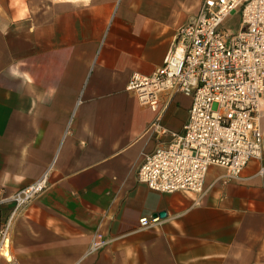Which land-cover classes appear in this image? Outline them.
Listing matches in <instances>:
<instances>
[{
  "label": "crops",
  "instance_id": "crops-1",
  "mask_svg": "<svg viewBox=\"0 0 264 264\" xmlns=\"http://www.w3.org/2000/svg\"><path fill=\"white\" fill-rule=\"evenodd\" d=\"M201 2L0 0V189L48 174L0 264H264V141L237 177L210 168L202 194L137 179L143 155L169 141L154 124L182 131L191 99L163 94L153 112L128 80L162 66ZM11 211L0 206V224ZM142 218L158 222L143 229ZM97 234L108 243L90 253Z\"/></svg>",
  "mask_w": 264,
  "mask_h": 264
},
{
  "label": "built area",
  "instance_id": "built-area-1",
  "mask_svg": "<svg viewBox=\"0 0 264 264\" xmlns=\"http://www.w3.org/2000/svg\"><path fill=\"white\" fill-rule=\"evenodd\" d=\"M239 14L236 30L224 26ZM126 90L139 105L156 112L163 94L191 99L182 131L154 124L169 137L165 147L143 155L137 179L151 191L202 194L207 172L222 168L237 177L251 159L262 156L259 118L264 101V0H202L198 14L176 31L161 67L150 76L131 75ZM48 188V174L13 193L0 189V206L12 211L0 224V257L9 250L16 214ZM157 218H142L141 228ZM108 243L100 234L89 252Z\"/></svg>",
  "mask_w": 264,
  "mask_h": 264
},
{
  "label": "rangeland",
  "instance_id": "rangeland-1",
  "mask_svg": "<svg viewBox=\"0 0 264 264\" xmlns=\"http://www.w3.org/2000/svg\"><path fill=\"white\" fill-rule=\"evenodd\" d=\"M50 1H59V0H50ZM17 215L18 214L15 215L14 220L17 217ZM5 257H6V259H7L8 262L11 261V257L9 255V251H7V250L5 251Z\"/></svg>",
  "mask_w": 264,
  "mask_h": 264
},
{
  "label": "bare ground",
  "instance_id": "bare-ground-1",
  "mask_svg": "<svg viewBox=\"0 0 264 264\" xmlns=\"http://www.w3.org/2000/svg\"><path fill=\"white\" fill-rule=\"evenodd\" d=\"M59 1H70V0H59ZM5 251H6V250H4V256H5Z\"/></svg>",
  "mask_w": 264,
  "mask_h": 264
},
{
  "label": "clouds",
  "instance_id": "clouds-1",
  "mask_svg": "<svg viewBox=\"0 0 264 264\" xmlns=\"http://www.w3.org/2000/svg\"><path fill=\"white\" fill-rule=\"evenodd\" d=\"M85 2H87V0H85Z\"/></svg>",
  "mask_w": 264,
  "mask_h": 264
},
{
  "label": "water",
  "instance_id": "water-1",
  "mask_svg": "<svg viewBox=\"0 0 264 264\" xmlns=\"http://www.w3.org/2000/svg\"><path fill=\"white\" fill-rule=\"evenodd\" d=\"M162 216V215H161Z\"/></svg>",
  "mask_w": 264,
  "mask_h": 264
}]
</instances>
